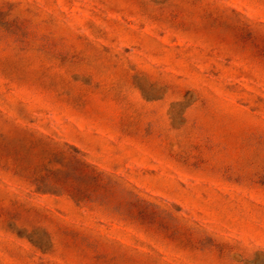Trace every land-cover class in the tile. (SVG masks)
<instances>
[{"label": "rangeland", "instance_id": "rangeland-1", "mask_svg": "<svg viewBox=\"0 0 264 264\" xmlns=\"http://www.w3.org/2000/svg\"><path fill=\"white\" fill-rule=\"evenodd\" d=\"M0 264H264V0H0Z\"/></svg>", "mask_w": 264, "mask_h": 264}, {"label": "trees", "instance_id": "trees-1", "mask_svg": "<svg viewBox=\"0 0 264 264\" xmlns=\"http://www.w3.org/2000/svg\"><path fill=\"white\" fill-rule=\"evenodd\" d=\"M98 177V176H97ZM98 180H101V178L100 177H98Z\"/></svg>", "mask_w": 264, "mask_h": 264}]
</instances>
